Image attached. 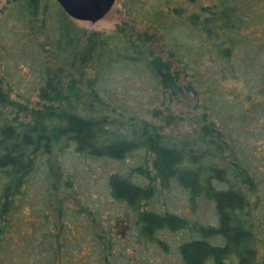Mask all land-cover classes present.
Here are the masks:
<instances>
[{"label": "trees", "instance_id": "1", "mask_svg": "<svg viewBox=\"0 0 264 264\" xmlns=\"http://www.w3.org/2000/svg\"><path fill=\"white\" fill-rule=\"evenodd\" d=\"M7 6L0 49L4 38L27 49L38 87L32 106L0 80V264H153V247L178 264H264V0H210L192 13L128 1L153 33L127 23L89 32L49 0ZM121 73L147 103H125ZM189 96L202 113L182 132L172 107ZM71 156L138 163L97 195L76 182ZM177 191L189 216L169 209ZM166 234L184 235L174 253Z\"/></svg>", "mask_w": 264, "mask_h": 264}, {"label": "rangeland", "instance_id": "2", "mask_svg": "<svg viewBox=\"0 0 264 264\" xmlns=\"http://www.w3.org/2000/svg\"><path fill=\"white\" fill-rule=\"evenodd\" d=\"M53 5L56 3L54 0H49ZM131 0H116L115 4L108 12V14L99 20L96 23H89L83 21H74L77 27L87 30L89 32H101V33H112L117 26L122 24H129L134 26L138 32H148L153 33V31L145 25L141 23L136 17H133L128 14L127 8H125V4ZM145 3L146 7L152 6L153 8H159L160 10L167 11L170 8L182 7L185 8L188 13L192 12H200V10L210 3V0H139ZM57 4V3H56ZM8 0H0V27L2 23L7 18V9H8ZM138 9L139 5L136 4ZM139 10V9H138ZM8 28H18L26 35L24 40L29 42V39H32L34 42V48L40 43H43V37L37 36L36 38L31 36V32L28 28L24 27L23 22H19L17 20H9ZM24 43V41H23ZM32 51V50H31ZM35 51V50H34ZM21 47L18 45L14 47L12 43H10L6 38L2 41V48L0 49V80L2 81V86L4 89L7 87H11L14 91L11 93V98L15 101H20L19 95L26 97L30 96V102L32 106H35L37 101V84H38V76L33 68L27 64L25 58H28L29 52L26 49V56L20 55ZM33 53V51H32ZM21 56L23 58H21ZM122 74V73H121ZM117 74L116 76V90L119 92L121 97L125 98V103L130 106H137L138 102L147 103L145 98L142 99V94L137 96L132 95V91H134L135 87L139 85L137 80L131 79V75L127 77L124 74ZM90 76V73L87 74ZM133 78V77H132ZM232 83H228L225 85V88L228 90L232 87ZM149 96L150 93H146ZM132 95V96H131ZM173 112L177 116H181L183 118L182 125L180 130L182 132H188L193 129V127L197 122L198 116L201 115L202 109L198 106V101L193 97L189 96L188 98H182L180 103L174 105ZM176 133V132H173ZM59 161L60 158L58 157ZM138 162L135 158H127L126 161L122 163V165L111 164L109 162L104 161H90L88 163H84V161L75 159L74 156L69 157L68 160V169L74 171L77 175L76 182L81 184V186H86L87 184L95 185L93 191L95 194H102V190H104L105 178L114 172L119 170L127 171L131 166H134ZM260 174L264 177V164L260 165ZM32 191H37V196L43 193V189L40 185L36 186L35 183L32 184ZM263 199V195L260 194V199ZM38 202V200H36ZM264 208V202L262 204ZM157 209H161L162 206L158 204L156 206ZM170 210L179 212L183 215L189 216V210L187 208V204L185 202V196L177 191L175 197L172 200L170 205ZM27 213L29 210L27 209ZM197 217L201 221H207L209 216L207 217L205 213V208L201 205L197 212ZM121 236H125L126 230L119 231ZM162 238L168 241L172 245V252L174 253L175 247L179 244L183 239V234L176 235H163ZM260 257H264V247H259ZM145 257H151L153 264H178L176 257L173 254L164 256L162 255V251L159 248L153 247L150 249Z\"/></svg>", "mask_w": 264, "mask_h": 264}, {"label": "water", "instance_id": "3", "mask_svg": "<svg viewBox=\"0 0 264 264\" xmlns=\"http://www.w3.org/2000/svg\"><path fill=\"white\" fill-rule=\"evenodd\" d=\"M74 21L96 23L111 10L116 0H54Z\"/></svg>", "mask_w": 264, "mask_h": 264}]
</instances>
